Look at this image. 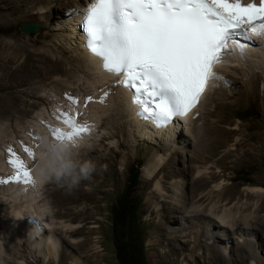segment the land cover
Instances as JSON below:
<instances>
[{
	"label": "bare ground",
	"instance_id": "6f19581e",
	"mask_svg": "<svg viewBox=\"0 0 264 264\" xmlns=\"http://www.w3.org/2000/svg\"><path fill=\"white\" fill-rule=\"evenodd\" d=\"M36 1L40 6L37 14L47 20L49 15H47L46 9L60 12L66 0ZM67 1L74 7L72 10L73 15L67 24L68 28H73V31L64 29L61 32L72 35L76 33L77 24L80 25L81 23L83 9L92 0ZM258 2L259 0H257ZM22 4L14 7L11 13L17 11ZM45 37H48V34ZM77 38L79 41L75 43L76 47H71V43L68 45L69 50L78 51L79 55H75V53L71 54V56L68 55V47L59 44L56 48L59 50L60 56L56 59H54L51 50L48 49L45 43H42V49L34 47L38 43L37 41H34L33 46L27 43L20 45V48L26 52V64L32 67L33 73L63 72L68 74L67 77L69 76V79L63 81L54 79L55 81H49L52 86L48 85L51 87L47 85L46 88H41L38 85L32 87L28 93L31 99H33L30 102V106L24 103L20 107L23 114L31 112V120L23 127L21 125V128L24 129L21 130L22 132L17 141L6 140L3 143V149L0 148V176L10 177L16 173V169L9 163L11 153L8 149L11 147L17 155L31 166V173L35 180L34 184H25L23 181L0 183V194H2L0 202H8V206L11 209L9 213L4 215L6 216L5 219L3 216L0 217V254L3 255V250L7 246L6 244L14 245L12 246L13 252L16 250L19 252L21 249L18 246L22 244L23 241H20L24 238L28 246L26 252L30 254H33L31 250L34 249L45 260H50L52 257L59 255L60 248L56 235L57 231L54 229L57 223L51 222L50 217H60L62 211L60 208L58 210L55 209L57 207L52 206V203L46 199L47 195H45V189L49 185H55L56 182L41 181L37 183L35 168L38 163L40 138L43 135L54 138L52 135L54 128L71 131L70 126L64 122L62 115L63 112H68L77 117L78 123L87 124L91 128L90 133H85L77 137L76 140L81 141L79 159L92 160L96 163V171L93 173L96 177L99 178L102 175H106L109 170L114 171L119 176L121 172L117 168L118 156L121 153L123 154V148L130 147V143L135 142V145H145L147 151L152 146L153 152L147 157L142 176L143 190H148L153 182H156L155 189L151 192L153 195L150 196L148 208H153L152 210L155 211L157 206H159V202L164 201L169 204L165 209L169 211L173 208L175 212L173 215L176 218L185 219L188 216H195L200 222L197 226V223L195 224L196 227H200H198L199 229L196 232L198 238L199 236H204L207 239H211V237H215L213 233H218V230H226L225 232L229 230L234 231V233L236 232L239 237L244 239L241 241L237 236L239 239L238 248L246 252L245 255L241 256L242 259L255 258L253 248L259 245L257 234L262 231L264 232V218L259 216L260 212L264 209V187L253 186L245 188L248 191L246 196L244 194L237 196L236 192L232 190L228 192L230 195L225 197L222 194L225 186H222L221 182L215 183L207 190L211 184V178H213V175L210 174L212 173L210 168L192 165L185 169L182 168V173H179L176 171L177 169L173 168V158L175 150L182 152L175 146L176 144L178 145L179 138L185 137L187 133L189 138L183 142L184 144L193 145V153H197L194 157L196 161L206 158L215 159L220 153L221 147L228 148L230 146V150H224V153L216 158L218 162L225 161L233 155L232 151L240 149V141H237L236 144H230L228 138L219 137L215 130L211 129L209 131L206 126L198 125L199 123L194 121V118L212 93L219 94L213 105L214 110L212 111L214 112L230 108L231 104L234 103L230 98L236 97V94L238 95L235 99L236 103H240L241 99L247 100L252 94H256L259 91L261 97L264 99L263 37L256 36L252 42H248L247 51L243 56H241L239 50L226 52L224 58L215 65V71L222 76L225 75V78L228 75L232 76L231 79H234V83L231 82L229 86L236 84L239 85V88L230 93H225L223 92L227 87L224 85L225 83L222 80L213 79L197 107L187 116L173 120L167 127H157L151 122L140 118L135 113L137 107L133 106L130 102V93L121 84L117 83L120 80L119 75L106 71L101 66V59L92 55L91 52L84 48V38L82 37L81 28ZM65 40H67V37ZM14 59L16 57L13 56L11 60ZM229 67L232 68V71L228 73L226 70ZM226 72L228 73L227 75L224 74ZM76 73H82L84 76L76 75ZM261 79L263 83L262 90L258 87V82ZM105 93H108V95L105 101L101 102V98L104 97ZM69 96L78 98V103H73L69 99ZM88 96H92L93 99L87 101L86 98ZM46 100L48 101L47 104L51 105L50 107L46 105ZM40 105L43 107H39ZM104 119L108 122L109 126V131L106 133L101 131L105 124V122H102ZM193 121L195 123L192 129L186 128L185 125L191 124ZM97 127H99L98 130ZM226 129L228 130V136L240 135L239 131L242 132V127L239 125L234 127L226 126ZM98 132H101L100 135ZM260 134L263 135L264 139V131ZM116 138H118L117 143L108 144L110 143L108 141L106 143L107 139ZM191 139L193 141H189ZM26 148L35 152L36 161L33 160L29 151H26ZM135 148L137 149V147ZM134 157H136L135 151L131 155L128 151L126 159L124 155L120 159V164L126 165ZM177 176H180L181 179L176 180ZM185 178L191 179L190 183L192 185L190 186L192 187L190 190L183 189L182 180ZM0 180H7V178ZM7 185L10 186V189H7ZM58 189H61L59 192H62L64 195L63 204L78 201L82 194L89 197V192L84 190L82 182L72 191H69L66 187L60 188L57 186L56 190ZM190 206L194 207L189 210ZM160 209L158 207V210ZM185 212H190L191 215ZM62 226L66 228L65 230L72 232L82 227V225H72V223H63ZM165 229L168 233L176 232L182 234L187 232V227L181 225L174 227V229L168 227H165ZM193 233L195 234L194 231L191 234ZM14 234L17 235L18 239L13 236ZM186 235L187 233L183 236ZM225 238L231 237L228 235ZM230 241L226 243L222 242V244H226L222 248L224 251H233L232 246L229 245ZM21 254L25 255L22 252ZM221 259L223 263H227L228 257L225 252L221 254Z\"/></svg>",
	"mask_w": 264,
	"mask_h": 264
},
{
	"label": "rangeland",
	"instance_id": "374dc122",
	"mask_svg": "<svg viewBox=\"0 0 264 264\" xmlns=\"http://www.w3.org/2000/svg\"><path fill=\"white\" fill-rule=\"evenodd\" d=\"M21 3H23V7L21 5L17 11L11 13V10ZM39 8L40 6L36 0H0V148L2 149L6 140L17 141L22 132L21 130L24 129L21 128V125L23 127L31 120V112L23 114L20 107L24 103L30 106V102L33 99L28 93L32 87L35 85L41 88H46V85L51 87L52 84L49 81L69 79V76L67 77L68 74L63 72L33 73L32 67L26 64V52L20 48V45L26 43L32 45L34 41H37L38 43L34 47L42 49V43H45L48 49L51 50L54 59H56L60 56L56 46L63 44L68 47V55L71 56L73 53L79 55L78 51L69 50L68 44L71 43V47H76L75 43L79 41L77 36L78 32H80V25L77 24L75 34L69 35L61 32L64 29L73 31V28H68L67 25L73 15V5H70V2L66 0L60 12L46 9L47 15H49L47 20L37 14ZM37 22L41 23L42 26L34 34H26L20 28L23 23ZM47 34L48 37H45ZM66 37L67 40H65ZM13 56L16 59L11 60ZM226 71L229 73L232 68L229 67ZM227 72L224 74L227 75ZM78 74L76 73V75ZM79 75L84 76L82 73ZM238 76L241 77L240 75ZM231 77L228 75L226 79L230 83H234V79H231ZM224 85L227 86L223 90L225 93H230L239 88V85L236 84H233V86ZM258 87L261 90L263 89L262 79L258 82ZM218 96V93H212L207 98L199 111V115L195 116L194 121L199 123L198 125L206 126L209 131L211 129L215 130L219 137L228 138L230 144H236L237 141H240V149L232 151L233 155L225 161L218 162L216 158L221 156L224 153L223 151L228 150L230 146L228 148L221 147L220 153L215 159L206 158L196 161L194 157L197 153H193V145L184 144L185 140L189 138L187 133L188 136L185 135V137L179 138V143L175 146L182 152L175 150L173 168L177 169L176 171L179 173H182V168L185 169L192 165L210 168L212 172L210 174L213 175L214 179L211 178V184L207 190L215 183L221 182L222 186H225L222 192L223 196L228 197L230 195L228 192L232 190L236 192L237 196L239 194L246 196L248 191L245 188L253 186L264 187V139L263 135L260 134L264 131V99L259 91L256 94H252L247 100L241 99L240 103H236L235 99L238 96L236 94V97L230 98L231 101H234L230 108L214 112L212 111L214 110L213 105ZM47 102L46 100V105L50 107L51 105L47 104ZM39 107L43 106L40 105ZM194 121L191 124H186V128L192 129ZM102 122H105L103 125L104 130L100 129L106 133L109 131L108 122L105 119ZM237 125L242 127L243 133L239 131L240 135L228 136L226 126L234 127ZM98 129L99 127H97ZM100 133L98 132L99 135ZM117 140L118 138L107 139L106 143L115 144L118 142ZM135 144V142L130 143V147L123 148V154L121 153L118 156L117 168L121 172L119 176L114 171L109 170L106 175H102L99 178L93 174L90 180L82 181V187L89 192V197L82 194L78 201L63 204L64 195L59 192L61 189L56 190L57 186L60 188L62 186L56 183L55 185H49L46 188L47 190L45 189V195H47V198L46 196L45 198L52 203V206L57 207L55 209L58 210L60 208L62 211L60 217H50L51 222L57 223L54 229L57 231L56 235L60 248L58 256L45 260L34 249L31 250L33 254L26 252L28 246L23 238L20 241L24 242H22L23 245L18 246L21 249L19 252L17 250L13 252L12 246L14 245L6 244L3 255L0 254V263L120 264L117 258V248L123 245L126 249L125 251L132 255L131 257H136L140 261L144 257L148 264H264L263 231L257 234L259 245L253 248L255 258L244 260L241 256L245 255L246 252L238 248L239 239L241 241L244 239L239 237L236 232L218 230V233H213L215 237H211V239H207L204 236H199L198 238L196 232L200 227L196 226L200 222L195 216H188L185 219L176 218L173 215L175 213L173 208L169 211L165 209L169 204L164 201L159 202V206H157L155 211L152 210L153 208H148L150 196L153 195L151 192L155 189L156 182L154 181L148 190H143L142 176L147 157L153 150L152 146L147 151L145 145ZM128 151L130 155L135 151L136 157L126 165L120 164V159H122L123 155L126 159ZM6 163L8 162L6 161ZM131 170L138 172L137 182L134 186L129 183ZM178 179H181V177L177 176L176 180ZM190 180L188 178L182 180L184 183H182L184 185L183 189H191ZM6 187L10 189L8 185ZM1 196L2 194H0ZM156 202L158 201L156 200ZM117 203L122 204L121 208L125 214L124 223L121 226L114 224ZM158 207L161 209L158 210ZM193 207L190 206L189 210ZM132 208H137L134 214L131 211ZM10 210L8 202H0V217L3 216L5 219L6 216L4 215L9 213ZM186 214L191 215L190 212ZM259 216L264 218V209ZM63 223L82 225V227L72 232L65 230L66 228L62 226ZM180 225L187 227L186 236H183L186 234L185 232L182 233L183 235L176 232L168 233L165 229V227L174 229V227ZM192 231L196 235L194 233L191 234ZM228 235L231 238L224 239ZM13 236L17 238V235L14 234ZM229 240H231L229 245L233 248L232 252L222 249ZM222 242L225 243L222 244ZM21 252L25 255H22ZM224 252L228 257L227 263H223L221 259V254Z\"/></svg>",
	"mask_w": 264,
	"mask_h": 264
},
{
	"label": "snow or ice",
	"instance_id": "6c2138e0",
	"mask_svg": "<svg viewBox=\"0 0 264 264\" xmlns=\"http://www.w3.org/2000/svg\"><path fill=\"white\" fill-rule=\"evenodd\" d=\"M80 27L102 67L121 75L117 83L132 90L137 115L167 127L197 107L213 79L230 84L215 65L226 52L243 56L248 42L264 36V0H92ZM62 115L71 131L54 128V138L72 141L91 132L76 116ZM8 151L16 173L0 183L34 184L31 166L11 147ZM26 151L36 161L35 152Z\"/></svg>",
	"mask_w": 264,
	"mask_h": 264
},
{
	"label": "clouds",
	"instance_id": "9594fccd",
	"mask_svg": "<svg viewBox=\"0 0 264 264\" xmlns=\"http://www.w3.org/2000/svg\"><path fill=\"white\" fill-rule=\"evenodd\" d=\"M79 140H61L43 135L40 138L38 163L35 168L37 183L55 181L69 191L82 181L90 180L96 171L92 160L79 159Z\"/></svg>",
	"mask_w": 264,
	"mask_h": 264
},
{
	"label": "trees",
	"instance_id": "16d2710c",
	"mask_svg": "<svg viewBox=\"0 0 264 264\" xmlns=\"http://www.w3.org/2000/svg\"><path fill=\"white\" fill-rule=\"evenodd\" d=\"M121 205L122 204L117 203V212L114 214V224H118L119 226H121L124 223V219H125L124 218L125 214L121 208ZM131 211L134 214L137 211V208H132ZM122 248H123L122 245L118 246L117 248V258L120 264H148V262L144 257L140 261L137 260L136 257H131L132 255L127 251H124V253H122L121 252Z\"/></svg>",
	"mask_w": 264,
	"mask_h": 264
},
{
	"label": "water",
	"instance_id": "95a60500",
	"mask_svg": "<svg viewBox=\"0 0 264 264\" xmlns=\"http://www.w3.org/2000/svg\"><path fill=\"white\" fill-rule=\"evenodd\" d=\"M42 24L37 23H23L21 24V30L26 34H34L37 30L41 28ZM138 172L136 170H131L129 175V183L134 186L137 182Z\"/></svg>",
	"mask_w": 264,
	"mask_h": 264
},
{
	"label": "flooded vegetation",
	"instance_id": "af4514ba",
	"mask_svg": "<svg viewBox=\"0 0 264 264\" xmlns=\"http://www.w3.org/2000/svg\"><path fill=\"white\" fill-rule=\"evenodd\" d=\"M122 246H123V245H122ZM125 250H126V249H125V247L123 246V248L121 249V252L124 253Z\"/></svg>",
	"mask_w": 264,
	"mask_h": 264
}]
</instances>
